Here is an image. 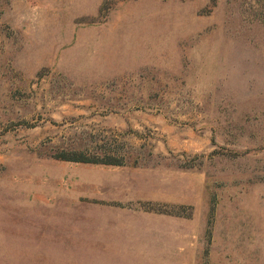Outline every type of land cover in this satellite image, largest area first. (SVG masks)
<instances>
[{"label":"rangeland","instance_id":"rangeland-1","mask_svg":"<svg viewBox=\"0 0 264 264\" xmlns=\"http://www.w3.org/2000/svg\"><path fill=\"white\" fill-rule=\"evenodd\" d=\"M0 264H264V0H0Z\"/></svg>","mask_w":264,"mask_h":264},{"label":"trees","instance_id":"trees-1","mask_svg":"<svg viewBox=\"0 0 264 264\" xmlns=\"http://www.w3.org/2000/svg\"><path fill=\"white\" fill-rule=\"evenodd\" d=\"M73 159H74L73 161L89 162V163H103V164H113V165H115V163H116V162H114L112 160H106V161L84 160V159L80 158L79 156L78 157H75Z\"/></svg>","mask_w":264,"mask_h":264}]
</instances>
